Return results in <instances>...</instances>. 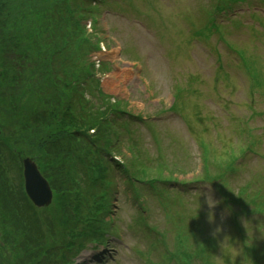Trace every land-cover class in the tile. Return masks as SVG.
Returning <instances> with one entry per match:
<instances>
[{"label":"rangeland","instance_id":"374dc122","mask_svg":"<svg viewBox=\"0 0 264 264\" xmlns=\"http://www.w3.org/2000/svg\"><path fill=\"white\" fill-rule=\"evenodd\" d=\"M225 1H97L101 5V13L96 36L99 41L103 40L108 51L98 77L102 82V92L112 99L114 127L102 122L98 124L100 131L90 135L111 149L110 155L128 172L122 168L119 172L116 165L110 168L101 154L95 152L87 153L89 156L84 159H74V146H65L66 155L60 158L75 170L76 173L72 171L81 182V191L101 183V175L107 178L104 180L107 185L112 188L116 185L114 191L107 189L100 196L94 193L93 197L99 203L96 213L105 226L98 227L107 232L105 247L96 248L97 254L93 252L95 248L85 250L78 259L79 264H185L182 252L190 242L198 248L195 258L198 264H213L216 248H205L203 238L207 235L206 229L189 227L185 214L169 221L159 205H164V200L177 202L181 198L185 204L200 202L196 208L200 213L217 214L223 204L220 188L228 196L239 197L244 193L254 194L257 200L264 199V148L259 151L264 141V0L240 1L224 11L227 7ZM34 2L24 0V7L31 18L43 15L44 33L52 31L50 34H55V41H76L75 57L79 52L80 59H89L93 45L95 49H103L98 40L94 39L92 45L90 40L83 39L88 34L77 29L67 31L66 35L53 29L55 23L47 29L43 5L49 0H37L33 7ZM11 4L17 8V1ZM220 6L224 7V12L216 10ZM68 8L74 15L73 6L68 4ZM240 10L249 12L238 14ZM257 10L260 12L255 13ZM14 53H0V172H3L0 173V192L7 190L12 203L27 211L32 209L42 228H46L47 215L62 212L57 209L61 194L54 193L53 204L48 208H34L23 191V160L29 157L39 170L52 172L56 160L48 157L49 150L54 156L53 142L57 134L72 127L66 125L60 129L52 119L54 111L50 108L42 118L44 107L41 104L44 101L41 97H45L39 90L42 82L38 84V91L30 81L20 86L12 85V80L6 76V66L13 65ZM37 53L31 55L36 56ZM83 64L88 65L87 62ZM84 65L80 68H85ZM60 89L67 99H72L74 90L71 92L63 83ZM92 91L91 87L83 89L76 102L85 98L91 100V106L98 108L93 118L101 116L105 122L108 115L103 109L107 102L93 100ZM175 100L179 106L171 109ZM250 115L254 118L246 119ZM124 121L130 123L127 129L121 127ZM109 125L112 129L108 128ZM250 130L254 133L251 142L255 143L252 149L256 153L241 160L244 149L240 147L242 143L236 142L243 132L248 135ZM125 132L127 138L123 137L127 135ZM194 136L204 151L202 158ZM105 138L112 146L106 144ZM227 141H234L237 145L225 148ZM123 145L130 150L122 148ZM223 152V157H220ZM187 159H191V165H187ZM220 161L239 163L242 173L234 172L236 178L232 175L228 181L222 178L218 185L193 183L205 175L216 177L218 169L213 167H221ZM91 166L94 171L100 170L99 176L93 174ZM55 170L61 173L58 168ZM140 180L145 182L140 183ZM236 203L234 210L239 207L247 209L241 201ZM8 209L9 204L3 205L0 193V264H27L38 251L14 255L18 239L21 243L25 241L14 226ZM142 216H146V222L153 226L152 233L145 230ZM240 220L245 225V219L241 217ZM216 235L224 247L223 236L218 232ZM163 240L173 250L162 257L165 253ZM151 244L154 246L153 259L162 257L160 261L151 259L144 252L145 246ZM177 244H180V250H175ZM133 252H144L138 255L141 262ZM171 254L176 257H170ZM186 254L190 255V252H185L184 256ZM231 254L242 261L246 257L241 254L238 244Z\"/></svg>","mask_w":264,"mask_h":264},{"label":"trees","instance_id":"16d2710c","mask_svg":"<svg viewBox=\"0 0 264 264\" xmlns=\"http://www.w3.org/2000/svg\"><path fill=\"white\" fill-rule=\"evenodd\" d=\"M14 1H17V8H13L11 4ZM68 1L70 0L44 2L47 29L55 23L53 29H58L60 33L64 32V35L67 34V31H75L73 20H69L67 17L68 11L64 5ZM35 3L37 0L33 3V7ZM28 12L27 8L24 7V0H0V53L9 55V52H15L13 65L6 66V76L12 80V85L20 86L30 81L31 85L33 84V87L38 91V84L42 82L41 89H39L45 96L41 97L44 101L41 104L44 107L41 114L42 118L50 108L54 111L52 119L56 120L60 129H64L66 125L72 127L61 130L57 134L56 141L53 142L52 153L54 156L49 150L48 157H54L56 160L52 166V172L41 169L42 175L48 180L53 191L61 194L62 199L57 209L62 212L54 213V215L48 214L45 219L47 226L42 228L36 213H33L32 209L27 211L12 203L7 190L0 192L1 199H3V205L9 204L8 212L13 224L20 230L21 235H23L22 240L25 241L21 243L18 239L17 245L14 246L16 249L15 256L22 252H33L37 249L36 256L27 264H77V257L86 249L88 244H105L104 232L99 228L104 226L102 222L100 223L96 213L99 207L93 197L94 195L88 188L86 191L84 189L81 191V182L78 180L77 174H74L75 170L72 168L73 172L60 157L66 155L64 148L69 144L74 146L73 158L84 159L85 156H89L87 153L92 154L93 151V153L98 154L99 149L100 151L105 150V146H100L98 140H95L90 133L95 130L99 132L98 124L103 122L102 124L106 125V123L101 116L93 118L91 115H80L75 112L71 100L65 99L63 90L60 89L62 83L64 86L67 85L66 78H69L70 75L76 76L83 72V69L80 68L82 62L79 58V52L76 53V61L73 62V65L67 61H65V65H60L63 69L62 72L59 71L56 61L59 54L67 52H71V55L74 54L77 47L76 41L72 39L55 41V34H50L52 31L44 33L43 15H35V20L31 18ZM24 32L25 38H23ZM69 41L71 42L69 43ZM21 44L24 46L21 47ZM33 52L38 53L36 56H32ZM63 65L64 67H62ZM61 74L64 79L59 77ZM53 107L56 109L53 110ZM102 140L104 142V137ZM105 142L112 146L111 142ZM106 152L110 155L111 149ZM103 156H105L104 153L101 154V157L105 158ZM108 158L105 161L110 163ZM57 168L61 170V173L55 170ZM90 169L95 176H99L101 173L96 168L94 171L93 166ZM0 173L3 174L2 171ZM100 177L101 183L91 185L98 187L99 191L102 190L105 185L104 180L107 179L103 175ZM13 193L12 196H16ZM17 195L21 194L17 192ZM77 199L78 201H76ZM7 225H10V222H7Z\"/></svg>","mask_w":264,"mask_h":264},{"label":"water","instance_id":"95a60500","mask_svg":"<svg viewBox=\"0 0 264 264\" xmlns=\"http://www.w3.org/2000/svg\"><path fill=\"white\" fill-rule=\"evenodd\" d=\"M26 192L37 207H45L52 202V191L31 160L24 161Z\"/></svg>","mask_w":264,"mask_h":264}]
</instances>
